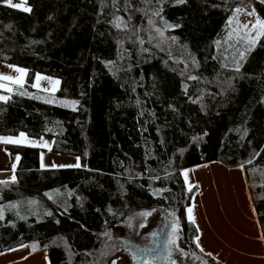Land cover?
Returning <instances> with one entry per match:
<instances>
[{"label":"trees","instance_id":"trees-1","mask_svg":"<svg viewBox=\"0 0 264 264\" xmlns=\"http://www.w3.org/2000/svg\"><path fill=\"white\" fill-rule=\"evenodd\" d=\"M24 3L31 11L0 0V63L26 69L24 84L0 104V135L50 137L52 151L79 157L80 167L43 170L41 149L7 146L21 161L15 182L0 185V253L28 244L45 249L50 264H98L104 233L158 208L178 217L180 247L200 253L186 217L196 188L186 187L182 172L213 161L245 168L264 235V35L243 59L237 44L225 45L229 18L254 9L264 19L263 4ZM161 7L181 25L172 28L176 55L195 58L196 79L182 76L148 23ZM117 17L127 24L117 27ZM37 74L59 81L52 101L72 99L76 108L31 96Z\"/></svg>","mask_w":264,"mask_h":264},{"label":"crops","instance_id":"crops-1","mask_svg":"<svg viewBox=\"0 0 264 264\" xmlns=\"http://www.w3.org/2000/svg\"><path fill=\"white\" fill-rule=\"evenodd\" d=\"M0 74L13 77L21 75L16 72L15 68L9 67V64L3 63H0ZM25 79L26 72L23 74L22 84L0 81L5 85L4 88H0V95L8 97L6 101L0 100V104L7 103L15 87L22 86ZM56 85L54 91H47L48 94H54L57 91L59 84ZM8 88H11L12 91L9 92ZM19 136L0 135V137L13 138ZM51 140L52 143L47 149L32 146V148L42 150L39 157L40 167L42 154L45 151H52L54 140L52 138ZM8 145H18V143L0 142V181H8L7 184L12 182L10 177L13 174L16 177L17 167L21 161L20 155L19 161L16 160L18 154L11 152ZM62 161L65 163L64 160ZM14 163L16 167L13 172L12 165ZM53 168L44 166L42 169L51 170ZM186 170H188L187 182L183 175L186 187L189 189V185H191V189L197 188L190 206L193 209L192 214L195 222L188 219L187 209L189 207L186 209V217L196 229H199L197 236L200 238V247H198L200 251L203 248L201 252L206 253L208 257L220 264H264V239H262L264 235L249 189L245 168L232 167L220 161H213ZM7 184L0 185L6 186ZM22 245L25 247L19 245L0 253V264H50L45 249L33 250V247L28 244ZM208 253H212V255L209 256Z\"/></svg>","mask_w":264,"mask_h":264},{"label":"rangeland","instance_id":"rangeland-1","mask_svg":"<svg viewBox=\"0 0 264 264\" xmlns=\"http://www.w3.org/2000/svg\"><path fill=\"white\" fill-rule=\"evenodd\" d=\"M259 1L261 4L264 5V3L261 2V0H255ZM18 2L22 3L24 7H26V4L24 3L25 0H18ZM17 4V2H14ZM22 9V8H20ZM241 13H244L241 11ZM161 15V14H160ZM260 16L255 11L254 15H249V13L245 14H239L238 16L234 17L230 23H229V38L226 40L225 45L227 44L228 47L226 49L230 48L229 44H237L241 49V51H244L248 48L247 40L245 39L246 36H255V30L248 31L252 29V24L255 23L256 18ZM261 19V18H260ZM151 20L154 22L152 27L155 30L156 38L158 43L161 45H165L167 52L171 53L173 55V61H176L177 68L179 72L182 74L184 78L189 79V77L196 71L197 69V62L193 64L192 60L193 58L189 56V54L186 53L182 57L181 60L177 58L176 53L178 52L175 48L178 47V39L173 42L169 37L174 36L172 33V29L168 30L167 28L162 26V21L160 19V16H154L152 14ZM118 24L122 27L123 25H126L127 23L122 22V20L118 21ZM247 24L248 29H244L243 25ZM159 27L163 31V36H161L159 33L156 32V28ZM263 36V35H262ZM261 36V37H262ZM259 37V39L261 38ZM245 52V51H244ZM239 53L236 55L238 56ZM178 59V60H177ZM41 77H47L51 78L49 79H41L39 82V91L38 93L31 94V96L45 101H51L54 105L65 107L69 109H75L77 106V103L72 99H66V98H55L53 101L48 97L47 91H54L56 89L57 85H53L52 80L55 81V78L40 75ZM51 82V83H50ZM47 89V90H45ZM17 140H23L25 142L18 143V145L21 146H29V147H40L43 149H47L49 145L52 143V140L50 137L43 136V138H33L28 135H25V137H18L15 138ZM29 141L35 142L34 144L28 143ZM39 149V148H38ZM42 152V150H41ZM41 154V153H40ZM43 160L42 163L44 166H51L53 164L58 165L60 162V165H75L77 163V157L73 155H63L59 153H54L53 151H45L42 154ZM61 158V159H60ZM65 163H63V161ZM80 164V159H79ZM43 168V167H42ZM41 168V169H42ZM53 168V167H52ZM74 168V167H70ZM76 168V167H75ZM50 169V168H49ZM56 169V168H53ZM196 188V187H195ZM197 191V188H196ZM0 212H2L0 210ZM3 213V212H2ZM141 213H149L147 216L140 215ZM132 218V227L129 228L127 226L128 220L112 229H110L108 232L111 234V239L106 238L105 244L103 246V250H101V255L98 260V264H111L112 260H116L117 264H133L132 257L124 251V241L127 240L134 245H137L141 248H150L153 243V239L155 236L161 232V230L164 227V218H167L169 221H177L178 217L176 215H173L171 212L167 211L163 208H158L155 210H148V211H142L138 213H134L130 216ZM129 217V218H130ZM174 223V222H173ZM178 223V222H177ZM143 224L144 226L141 227L140 225ZM174 230V227L172 228V232ZM155 233L153 236L152 234ZM175 239L176 243L179 245V247H176L175 245H170L169 243V249L171 251V256L173 261H175L176 264H213L212 261H210V257L207 256V254L203 252H198L197 249L192 247V245H188V248L183 249V253H186L187 255L181 253L180 249V238L183 233V229L179 224H175ZM155 240V239H154ZM107 245V246H106ZM118 258V259H117ZM217 264H220L216 261Z\"/></svg>","mask_w":264,"mask_h":264},{"label":"snow or ice","instance_id":"snow-or-ice-1","mask_svg":"<svg viewBox=\"0 0 264 264\" xmlns=\"http://www.w3.org/2000/svg\"><path fill=\"white\" fill-rule=\"evenodd\" d=\"M5 2L8 3L11 7H14V8H22V10L25 11V12L31 11L30 8L24 7L22 3L12 4L11 3V0H5ZM158 2L162 3V0H158ZM176 2L182 4V3H185V0H176ZM261 2L264 3V0H261ZM113 6H115V0H113ZM162 10H163L162 7L159 8V9H157L153 13V15L154 16H160V19L163 21L164 20V17L160 15V13L162 12ZM235 11L236 12H239V11H241V9L240 8H237ZM254 14H255V10L253 9L252 12L249 13V15H254ZM116 19L117 20H120L121 18L120 17H117ZM231 19L232 18L230 17L229 20L231 21ZM148 23L149 24H153L154 22L151 19H149ZM119 26L120 25L118 24L117 27H119ZM165 27L179 28V27H181V25H179V24L169 25V24L165 23ZM243 28L247 30L248 29V25L247 24L243 25ZM252 30H255V36L253 37V36L248 35V36L245 37V39L247 40V43H248V48L246 49V51H251L255 47L258 38L261 37L262 35H264V19H260L259 17H257L255 23L252 24V29H250L248 31H252ZM156 32L159 33L161 36H163V31H162L161 28L157 27L156 28ZM169 39H171L173 42H175L178 39V37L171 36V37H169ZM217 43H219V42H217ZM239 57H240V59H243L245 57V52L244 51H241L239 53ZM192 62H193V64L196 63V60H195L194 57H193ZM108 63H111V62H108ZM9 67L15 68L16 72L20 73L21 75L19 77H13V76H8V75L0 74V81H10V82H14L16 84H22L23 83V74L26 72V69L18 68V67L14 66V65H9ZM235 70L237 72L239 71V64L236 65V69ZM189 78L190 79H196V77H193V76H190ZM41 79H49V80H51V78L41 77L40 74H37L36 75V81L39 82ZM52 83H53V85H56V84H59V81L58 80H55V81H52ZM34 86L35 87H39V83H37ZM4 87H5V85L3 83H0V88H4ZM7 90L9 92L12 91L11 88H8ZM45 90H47V89H45ZM21 94H23V93H21ZM7 99H8L7 96L0 95V100L6 101ZM48 102L51 103V101H48ZM72 103H77V102H72ZM203 107L204 106L201 104V109H203ZM246 131L247 130H245V134H246ZM19 135H20V137H25V134L24 133H20ZM192 139H193V141H195V140L198 139V137L193 136ZM0 142H5V143H23L25 141H23V140H17V139H15L13 137H0ZM28 143L34 144L35 142L29 141ZM258 155H259L258 152L255 153L253 158H255V156H258ZM19 159H20V157H19V155H17L16 156V160L19 161ZM41 160H43V157L42 156H41ZM250 162L251 161H249V163ZM15 167H16V165L14 163L12 165L13 172L15 170ZM41 167H44V164L43 163H41ZM51 167H54V168L55 167H60V168H64V167H77L78 168V167H80L79 157H77V163L75 165H55V164H53V165H51ZM241 167H243V166L241 165ZM183 175H184L185 182H187L188 181V170L185 169L184 172H183ZM154 179H158V177H154ZM10 180L12 182H15L16 177H15L14 174L10 177ZM7 183H8V181H0V184H7ZM191 187L192 186L189 185V190H191ZM187 213H188V219L191 222L194 223L195 220H194V217H193V214H192L193 213V209L191 207H189L187 209ZM48 214L51 215V213H48ZM140 215L147 216V215H149V213H141ZM21 218L23 219V217H21ZM0 219H3V213L2 212H0ZM131 221H132V218L130 217L128 219V223H127V226L129 228H131L133 226ZM140 226L143 227L144 225L141 224ZM197 231H199L198 228H197ZM104 235L107 236L109 239H111L110 232H106V233H104ZM152 235L154 236L155 233H153ZM175 236H176V233H175V221H174V230H173L172 233H170V239H169L168 243L170 245H175L176 247H179V245L176 243ZM199 239H200L199 236L195 237L197 247H200ZM262 239H264V237H262ZM21 247H25V245H21ZM33 250H35V245H33ZM153 251H154V249H152V248H147V247H145V248H138L137 251H135V252L132 253V259L133 260L139 259V260H141L142 264H150V262L147 260V257H146L145 254L151 253ZM180 251H181V253H183V249H180ZM201 251H203V248H201ZM183 254L187 255L186 253H183ZM208 255L211 256L212 253H208ZM111 264H117V261L116 260H112ZM173 264H175V262H173Z\"/></svg>","mask_w":264,"mask_h":264},{"label":"water","instance_id":"water-1","mask_svg":"<svg viewBox=\"0 0 264 264\" xmlns=\"http://www.w3.org/2000/svg\"><path fill=\"white\" fill-rule=\"evenodd\" d=\"M165 23L170 24L167 20L162 22V26L165 27ZM168 30L172 29L171 27H165ZM173 222L166 219V227L163 232L158 236L156 246L154 251L151 253L145 254L148 261H152L154 264H166V260L169 256V251L167 249L168 241L170 239V233L173 228ZM138 248H141L133 243L125 240L124 241V251L127 252L131 257L132 253L137 251ZM135 264H142L141 260H134Z\"/></svg>","mask_w":264,"mask_h":264},{"label":"flooded vegetation","instance_id":"flooded-vegetation-1","mask_svg":"<svg viewBox=\"0 0 264 264\" xmlns=\"http://www.w3.org/2000/svg\"><path fill=\"white\" fill-rule=\"evenodd\" d=\"M166 219L167 218H164V227H163V229L161 230V232L160 233H158L156 236H155V240L153 239V243H152V246L150 247V248H152V249H154L155 248V246H156V242H157V238H158V236L163 232V230L165 229V227H166ZM175 221V220H174ZM173 221V222H174ZM178 221H175V224H179V223H177ZM173 227H174V224H173ZM171 233H172V231H171ZM167 249H168V251H169V256H168V258H167V260H166V264H173V262H175V261H173V259H172V256H171V251H170V249H169V244H168V246H167ZM150 262V264H154L152 261H149ZM133 264H135V261L133 260ZM176 264V263H175Z\"/></svg>","mask_w":264,"mask_h":264}]
</instances>
